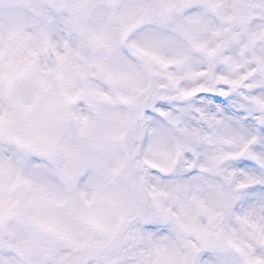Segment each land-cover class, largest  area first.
I'll list each match as a JSON object with an SVG mask.
<instances>
[{
  "label": "snow or ice",
  "instance_id": "6c2138e0",
  "mask_svg": "<svg viewBox=\"0 0 264 264\" xmlns=\"http://www.w3.org/2000/svg\"><path fill=\"white\" fill-rule=\"evenodd\" d=\"M0 264H264V0H0Z\"/></svg>",
  "mask_w": 264,
  "mask_h": 264
}]
</instances>
